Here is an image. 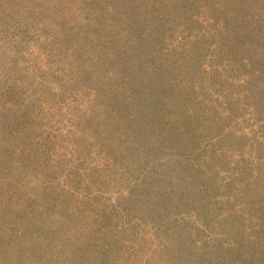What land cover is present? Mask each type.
Instances as JSON below:
<instances>
[{
  "label": "rangeland",
  "instance_id": "rangeland-1",
  "mask_svg": "<svg viewBox=\"0 0 264 264\" xmlns=\"http://www.w3.org/2000/svg\"><path fill=\"white\" fill-rule=\"evenodd\" d=\"M0 264H264V0H0Z\"/></svg>",
  "mask_w": 264,
  "mask_h": 264
}]
</instances>
